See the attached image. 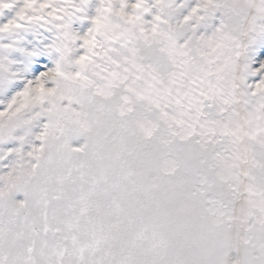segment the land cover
<instances>
[{"label":"snow or ice","instance_id":"snow-or-ice-1","mask_svg":"<svg viewBox=\"0 0 264 264\" xmlns=\"http://www.w3.org/2000/svg\"><path fill=\"white\" fill-rule=\"evenodd\" d=\"M0 264H264V0H0Z\"/></svg>","mask_w":264,"mask_h":264}]
</instances>
